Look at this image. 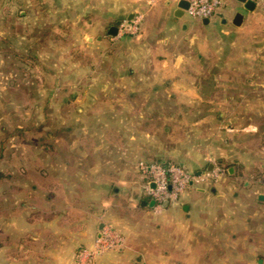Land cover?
<instances>
[{"label": "rangeland", "instance_id": "1", "mask_svg": "<svg viewBox=\"0 0 264 264\" xmlns=\"http://www.w3.org/2000/svg\"><path fill=\"white\" fill-rule=\"evenodd\" d=\"M168 5L0 0V188L38 177L40 244L50 242V221L98 210L126 181L137 198L140 160L193 169L222 158L240 179L264 177L262 4L243 9L240 25L214 15L203 24L187 11L176 21ZM128 12L138 28L108 34Z\"/></svg>", "mask_w": 264, "mask_h": 264}, {"label": "crops", "instance_id": "2", "mask_svg": "<svg viewBox=\"0 0 264 264\" xmlns=\"http://www.w3.org/2000/svg\"><path fill=\"white\" fill-rule=\"evenodd\" d=\"M255 1L256 8L260 2ZM178 2L163 0L166 5L173 3L175 19L186 11L178 10ZM239 6L224 0L214 17L223 23L232 22L234 13L244 9L242 2ZM209 20L204 23L201 18L203 24ZM118 22L107 25L108 34L110 26ZM215 161L224 165L222 158ZM203 168H212V157L204 156L193 170ZM239 177L236 167L228 166L217 181L202 183L195 192L187 189L173 203L159 211L153 209L164 214L153 222L148 217L152 207L141 205L147 199L141 190L142 178L133 186L137 198L128 187L132 182L126 181L121 190L114 187L100 200L98 210L85 209L83 217L71 215V222L65 226L50 221V242L40 244V223L31 215L39 208L35 201L38 190L32 189L39 179L14 176L4 189L0 188V264H76L77 249L91 245L103 225L119 230L124 242L100 254L95 264H264V177ZM23 181L30 182V188L23 190ZM57 194L55 191L52 196ZM42 226L47 228L48 222Z\"/></svg>", "mask_w": 264, "mask_h": 264}, {"label": "built area", "instance_id": "3", "mask_svg": "<svg viewBox=\"0 0 264 264\" xmlns=\"http://www.w3.org/2000/svg\"><path fill=\"white\" fill-rule=\"evenodd\" d=\"M186 11L192 16L210 18L221 8L224 0H187ZM264 8V0H257ZM140 18L134 16L127 27V20L119 24V31H135L138 28ZM139 172L143 181L142 193L147 200L153 199V209L159 211L164 207L163 202H174L179 199L182 191L190 186H198L209 181H217L227 172V167L212 159V168H203L197 171L187 168L179 162L164 160H140ZM124 242V236L116 228L103 225L94 241L89 246H81L77 249L76 264H95V257L110 249L120 247Z\"/></svg>", "mask_w": 264, "mask_h": 264}, {"label": "water", "instance_id": "4", "mask_svg": "<svg viewBox=\"0 0 264 264\" xmlns=\"http://www.w3.org/2000/svg\"><path fill=\"white\" fill-rule=\"evenodd\" d=\"M239 1L243 3V8L247 9V10H253L256 6L255 0H239ZM177 7H178V10H181V11L186 10L188 7V1L187 0H179ZM219 15H222V13H219ZM132 16H133V14L130 13L127 17V21H128L127 27H129V25H130L129 21L132 19ZM243 16H244V11L243 10H237L234 13V16L232 18V22L235 25H240L242 20H243ZM207 21H208V18H203L204 23H206ZM117 32H118L117 26L113 25L110 27L109 33H111L112 35H115ZM197 172H199V171H197ZM167 203H168L167 201H164L163 205L165 206ZM141 205H143V206L147 205L149 207H153L154 200L153 199H149V200L143 199L141 201Z\"/></svg>", "mask_w": 264, "mask_h": 264}, {"label": "flooded vegetation", "instance_id": "5", "mask_svg": "<svg viewBox=\"0 0 264 264\" xmlns=\"http://www.w3.org/2000/svg\"><path fill=\"white\" fill-rule=\"evenodd\" d=\"M121 22L119 21V23L117 24V25H115V26H117L118 27V30H119V24H120ZM113 26V25H112ZM111 27V26H110ZM109 30H110V28H109ZM109 30H108V32H109Z\"/></svg>", "mask_w": 264, "mask_h": 264}]
</instances>
